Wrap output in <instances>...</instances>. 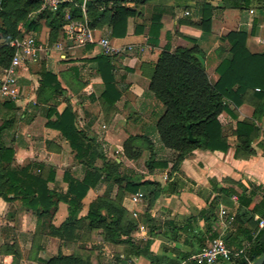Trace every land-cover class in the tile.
<instances>
[{
    "label": "crops",
    "instance_id": "obj_1",
    "mask_svg": "<svg viewBox=\"0 0 264 264\" xmlns=\"http://www.w3.org/2000/svg\"><path fill=\"white\" fill-rule=\"evenodd\" d=\"M208 1L215 7L211 31H204L198 24L200 17L196 13L195 0H146L137 5L129 2L128 6L136 8L137 14L129 17L124 37H113L107 24L95 29L98 37L107 36L114 44L125 47L121 54L111 57L115 83L121 94L113 105L101 96L103 79L93 60L99 54L98 48L94 45L74 46L67 40L66 19L54 42L50 40V29L45 20L41 21L38 31H25L21 24L22 36H35L43 49L36 59L23 63L19 69L18 85L22 97L19 96L17 101L0 97V125L10 120L3 133V141L14 146L15 164L22 166L29 162H43L52 165L56 177L49 186L60 190L66 187L63 180L65 170L77 178L83 177V167L74 159V151L68 141L60 130L47 124L52 107L61 113L68 105L77 113L79 126L102 143L107 157L122 161L124 167L139 173L136 166L139 159L131 160L123 155L124 142L130 135H143L152 142V147H144L142 157L155 153L157 158H171L174 153L162 146L156 130V122L164 106L149 90L151 73L160 51L167 44L172 50L178 46L198 44L205 53L204 66L212 80L218 77V63L229 54V42L223 40L229 32H248L250 51H264V1L262 5L254 1L249 6L242 2L234 5L231 0ZM67 9L70 10L65 7V12ZM157 9L163 10V28L160 43L154 46L148 42L147 31L152 13ZM81 12L83 14L82 8ZM137 25L140 28L143 25V32L135 31ZM2 42L0 38V44ZM58 44H62L63 48H58ZM2 70L0 68V75ZM45 72L56 76L61 86L59 93H54L52 84L42 87ZM39 90L42 99L38 98ZM4 100H12L15 111H9L2 105ZM231 109H234L237 119L228 112L221 116L225 132L229 134L230 148L225 152L195 149L171 177L176 183L173 193L165 191L172 162L169 169L158 170L154 174H148L147 169L139 170L143 173H140L144 176L143 180H155L164 189L152 205L145 196L139 202H133L132 197L136 193L127 194L122 200L127 213L140 220L138 229L133 233L135 241H143L150 236L144 220L147 213L158 226L157 234L151 237L152 255L135 256V264H196L191 257L216 237H222L234 253L257 244L264 245V224H261V219H264V116L256 121L260 131L252 142L254 152L246 155L241 151L237 155L236 120L252 118L255 106L247 101L236 108L231 106ZM55 118L56 113L51 119ZM117 189L115 185L113 197ZM103 191V185L88 191L81 215L88 212L91 201ZM242 192L251 200L252 207H258L256 210L240 202L238 194ZM209 208H212L213 216L203 214ZM67 215L68 204L60 201L53 216L45 218V224L39 227L36 212L0 197V264H13V253L4 251L7 245H14L20 251L22 257L17 264H39L40 258L51 257L59 247L64 253H71L49 228L50 223L59 226ZM209 220L212 224L208 223ZM90 236L101 238L97 241L93 239V244H103L93 253L98 255L99 252L107 264H114L112 261L121 245L102 241L99 230L93 231ZM122 251L120 256H124ZM25 253L32 254L30 263L23 258ZM93 261H97L95 256Z\"/></svg>",
    "mask_w": 264,
    "mask_h": 264
},
{
    "label": "trees",
    "instance_id": "obj_2",
    "mask_svg": "<svg viewBox=\"0 0 264 264\" xmlns=\"http://www.w3.org/2000/svg\"><path fill=\"white\" fill-rule=\"evenodd\" d=\"M234 5L240 2L251 5L254 1L262 5L264 0H231ZM83 0H75L68 5L74 18L83 19L80 5ZM143 1H133L137 5ZM196 13L200 17L199 25L204 31H211L213 11L215 7L208 0H195ZM125 1L86 0V14L89 25L95 30L98 26L107 24L113 37H124L127 33L128 19L137 14L136 8L128 6ZM67 6V7H68ZM42 9L41 3L35 0H0V68L7 66L15 53V48L9 43L16 37H21L23 24L25 31L41 29V21L45 20L50 29V40L56 41L65 24V10ZM163 10H154L148 28V42L154 46L160 43ZM137 33L143 32V25L136 26ZM249 33L246 31H231L223 40L229 42V54L222 58L216 67L218 77L212 80L195 54L205 58V53L198 44L193 46H178L174 50L167 44L160 51L151 73L149 90L164 110L156 122L159 141L164 148L172 150L171 158H157L152 153L145 162L147 173L154 174L158 170L169 169L167 194L173 193L176 183L171 177L179 171L181 162L189 157L195 149L210 151H227L231 143L229 134L225 132V124L221 120L224 112L237 119L233 107H239L245 102L255 106L252 118L236 120L234 134L237 136L236 154L241 151L251 155L252 142L259 135L256 121L264 116V51L251 52L248 48ZM93 46V45H89ZM111 57L98 54L93 60L97 71L103 79V99L109 104H115L121 94L118 90L113 73L114 66ZM52 84L55 92H60L61 86L54 74L43 73L42 87ZM259 88V90H256ZM41 90L38 98L41 97ZM2 105L9 111H15L12 100H4ZM56 113V118L51 119ZM47 124L62 133L74 151V159L84 170L83 177L77 178L65 170L63 180L65 189L50 187L56 171L52 165L43 162H29L25 165L15 164V148L3 141V133L8 128L10 120L0 125V197L18 206L33 210L39 217V227L51 218L63 201L68 204V215L59 225L49 224L53 235L58 236L62 243L75 248L71 253H64L59 247L58 252L47 259L40 258L39 264H105L101 254L93 253L92 248L83 244V239L99 230L102 241L123 246L124 256H115L114 264H135L134 257L152 255L150 246L152 238L157 234L158 226L147 213L145 222L148 224L149 238L135 241L133 233L138 229L140 220L129 215L122 206V200L127 194L142 191L153 204L164 189L162 185L150 179H144L135 170L124 167L123 162L107 157L102 149V143L96 137L89 136L77 122V113L68 105L61 113L52 107L49 110ZM195 138L192 141L189 134ZM152 147V142L143 135H130L123 145V155L128 159L138 160L142 157L144 147ZM104 186L102 194L98 195L89 205L88 212L81 215L83 200L93 187ZM118 189L112 196L113 187ZM240 202L250 209L251 200L244 192L238 194ZM212 208L203 212L212 215ZM213 216V215H212ZM211 216V217H212ZM208 219V218H207ZM209 224L212 222L209 220ZM72 247H69V246ZM102 246H96V250ZM81 250H83L81 252ZM4 251L13 253V264L21 259V253L14 245L4 246ZM264 253V245L257 244L245 250L244 255L234 257L235 264H250ZM93 256L97 261H93Z\"/></svg>",
    "mask_w": 264,
    "mask_h": 264
},
{
    "label": "built area",
    "instance_id": "obj_3",
    "mask_svg": "<svg viewBox=\"0 0 264 264\" xmlns=\"http://www.w3.org/2000/svg\"><path fill=\"white\" fill-rule=\"evenodd\" d=\"M35 1L41 3L42 9L47 8L54 11L75 3V0ZM80 6L83 14H85L82 20L74 18L69 9L65 12V38L71 41L74 46L94 45L98 48L99 54L109 57L121 54L125 49L124 46L114 44L107 36L98 37L95 30L89 25L86 17V0H83ZM9 44L15 48V53L9 64L3 68L0 75V97L17 101L20 96L18 85L19 69L23 63L36 59L43 47L38 43L36 37L32 35L16 37L11 40ZM58 48L62 49V44H58ZM143 196V192H137L133 195L132 201L135 203L139 202ZM223 213H225V211H223ZM261 224H264V219H261ZM244 254L245 250L243 249L234 253L228 248L222 237H216L208 246H205L194 254L191 259L194 260L196 264H225L232 262L234 257Z\"/></svg>",
    "mask_w": 264,
    "mask_h": 264
},
{
    "label": "rangeland",
    "instance_id": "obj_4",
    "mask_svg": "<svg viewBox=\"0 0 264 264\" xmlns=\"http://www.w3.org/2000/svg\"><path fill=\"white\" fill-rule=\"evenodd\" d=\"M22 97V93H20V98ZM170 155L171 154H169V157H170ZM148 157H146V156H143V157H141L140 159H139V161H138V163H136V166H137V168H138V172L139 173H142L141 171H139V170H146V165H145V162H146V159H147ZM143 174V173H142ZM12 210H13V208H11ZM93 239H95L96 241L97 240H101V238H98V237H94V238H92V236H88V237H86V238H84L83 239V244L84 245H86V247L88 246L89 248H92V250H96V246H102L103 244L101 243V244H93V241H95V240H93ZM69 247H72L71 245L69 246ZM74 249L75 248H70L69 249V251H74ZM55 251V250H54ZM122 251V247L120 246V250H118V251H116V253H115V255H117V254H119L120 252ZM110 252V251H109ZM51 253V252H50ZM111 254H112V252H110ZM109 253V254H110ZM52 254V253H51ZM31 256H32V254H29V253H25L24 255H23V258L25 257V259L27 258V262H29L30 263V261H29V259L31 258ZM102 256V258H104L103 257V255H101ZM106 259L104 258V260H103V262H105L106 264H107V261H105ZM24 261V260H23ZM30 264H32V263H30Z\"/></svg>",
    "mask_w": 264,
    "mask_h": 264
},
{
    "label": "water",
    "instance_id": "obj_5",
    "mask_svg": "<svg viewBox=\"0 0 264 264\" xmlns=\"http://www.w3.org/2000/svg\"><path fill=\"white\" fill-rule=\"evenodd\" d=\"M104 1H125V2H133V1H146V0H104ZM195 56L199 59L202 65H205V59L200 54H195ZM189 138L192 141H195V138L192 134H189ZM250 264H264V253L258 257L256 260L252 261Z\"/></svg>",
    "mask_w": 264,
    "mask_h": 264
}]
</instances>
